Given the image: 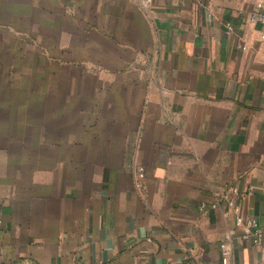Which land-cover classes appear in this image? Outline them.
I'll return each instance as SVG.
<instances>
[{
    "label": "crops",
    "instance_id": "crops-1",
    "mask_svg": "<svg viewBox=\"0 0 264 264\" xmlns=\"http://www.w3.org/2000/svg\"><path fill=\"white\" fill-rule=\"evenodd\" d=\"M260 1L0 0V264H264Z\"/></svg>",
    "mask_w": 264,
    "mask_h": 264
},
{
    "label": "rangeland",
    "instance_id": "rangeland-1",
    "mask_svg": "<svg viewBox=\"0 0 264 264\" xmlns=\"http://www.w3.org/2000/svg\"><path fill=\"white\" fill-rule=\"evenodd\" d=\"M10 60L11 62H14L13 64H10L13 70L18 69L16 68V66L18 65V62H19L20 87L23 83L24 85H26V84H31L37 81L36 77H39V76L43 78V81H47V78H48V74L46 73L47 71H45V73L44 72L38 73V70L44 71L43 68H40L42 67V65L39 64L40 60L38 61L37 59H32V58H20V59H10ZM45 61H47V59H41L42 64ZM27 82H30V83H27ZM32 91L33 90H31L30 92ZM23 93L24 91L22 90V88H20V94L23 95ZM23 99H24V96L23 98L20 97V104H22ZM30 99H32V97ZM32 108H33L32 102H30L29 109L31 110V112H32ZM20 110H21L20 106L10 107L8 117L10 118V116L15 114L14 119L16 117V120L14 122L11 121L8 125H9L10 131H12V134L13 132L15 134H13L11 137L0 138V165H20L18 163V161L20 160V155H21L20 153V126L24 124L23 123L24 121L19 120ZM28 119L31 122L32 120L31 113H30V118ZM17 135L19 136L17 137ZM26 140L30 141L31 138H27ZM43 155H47V154H43ZM32 156H33L32 153H29L28 155L24 154V158L28 157L30 159Z\"/></svg>",
    "mask_w": 264,
    "mask_h": 264
},
{
    "label": "built area",
    "instance_id": "built-area-1",
    "mask_svg": "<svg viewBox=\"0 0 264 264\" xmlns=\"http://www.w3.org/2000/svg\"><path fill=\"white\" fill-rule=\"evenodd\" d=\"M250 18L252 21L254 22H261L262 25L264 26V0L260 1L256 8L251 12L250 14ZM263 38H264V30H263ZM240 47L245 48V45H241ZM233 190H236V188H233ZM229 204L232 205L233 207L236 206V202L235 200L232 198L229 200ZM214 206H216L214 204ZM238 220L241 221V217H238ZM248 224H250V226H256L257 225V221L254 218H250L248 220ZM254 241L256 244H259L262 241V235L260 232H258L257 230L254 232ZM221 249H222V262L224 264H230L231 262V257H232V249H231V243L229 240V235L227 237V239H225L222 243H221Z\"/></svg>",
    "mask_w": 264,
    "mask_h": 264
}]
</instances>
